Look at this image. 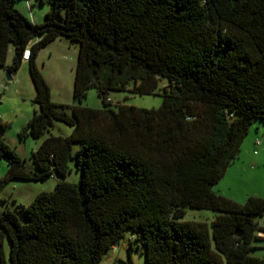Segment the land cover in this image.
Returning a JSON list of instances; mask_svg holds the SVG:
<instances>
[{"label":"trees","instance_id":"16d2710c","mask_svg":"<svg viewBox=\"0 0 264 264\" xmlns=\"http://www.w3.org/2000/svg\"><path fill=\"white\" fill-rule=\"evenodd\" d=\"M37 1L49 5L40 23L0 0V66L14 74L31 48L37 108L19 137H40L55 120L72 130L31 152L35 171L0 135L9 165L0 186L65 177L72 157L80 177L17 204L26 221L17 209L0 212V264H99L128 229L138 230L149 264H264L249 254L264 240V198L239 203L214 189L252 121H264V0ZM57 37L78 46L72 104L51 99L36 63ZM161 77L169 84L159 108L109 105L110 90L132 83L151 93ZM91 87L102 107L81 104ZM186 207L218 213L209 226L184 220Z\"/></svg>","mask_w":264,"mask_h":264},{"label":"rangeland","instance_id":"374dc122","mask_svg":"<svg viewBox=\"0 0 264 264\" xmlns=\"http://www.w3.org/2000/svg\"><path fill=\"white\" fill-rule=\"evenodd\" d=\"M33 2L32 14L44 19L49 5ZM17 6L28 12L25 0H16ZM30 15V14H29ZM34 43V40L33 42ZM14 55V48L9 47L7 63L10 64ZM78 58V46L69 43L64 37H57L43 47L36 59V63L50 87L51 99L57 103L72 104L74 75ZM5 67L0 66V135L14 148L24 161L25 166L31 170H37L36 164L31 158V152L39 147L44 138L50 135H68L72 128L62 121L55 120L49 131L40 137L27 136L20 139L19 131L27 124L34 109L37 108L33 101L35 88L30 77L29 62H22L20 68L12 74V80H7ZM169 84L165 77L158 80L157 88L151 93H136L132 91V83L125 90H110V106L116 107L117 103L135 105L137 107L157 109L162 104L164 88ZM88 107H102L103 102L96 87L89 88L86 97L81 102ZM257 140L259 143H257ZM78 143L73 144V150ZM74 154V151H73ZM70 170L65 177L51 175L42 180L9 179L0 186V212L6 207L17 209L21 221H26V214L17 204H29L41 191H51L58 180L78 182L80 172L76 167L75 158L69 160ZM5 157L0 156V178L8 169ZM215 191L234 201L243 203L248 196L264 198V121L254 119L246 133L237 158L228 166L224 176L214 187ZM217 211L205 208L186 207L184 220L206 222L209 226ZM264 226V216L260 219ZM138 230L128 229L125 237L121 239L118 248L109 249L103 255L99 264H127L129 259L133 264H149L144 259L143 244L136 238ZM131 242V248H130ZM3 251L9 262L10 243L7 237L3 239ZM249 254L264 258V240L258 239L252 242Z\"/></svg>","mask_w":264,"mask_h":264},{"label":"built area","instance_id":"2783aa9c","mask_svg":"<svg viewBox=\"0 0 264 264\" xmlns=\"http://www.w3.org/2000/svg\"><path fill=\"white\" fill-rule=\"evenodd\" d=\"M25 3H26V8H27V11L29 12L30 14V17L32 18L33 17V14H32V7H31V2L29 0H25ZM31 57V48H30V44H28L25 49L23 50L22 52V60L23 62L24 61H28ZM5 85L3 83H0V87H4ZM257 143H259V141L257 140ZM262 234V233H261ZM119 244H116V245H113V247L111 249H116L118 247Z\"/></svg>","mask_w":264,"mask_h":264},{"label":"crops","instance_id":"0c3cea01","mask_svg":"<svg viewBox=\"0 0 264 264\" xmlns=\"http://www.w3.org/2000/svg\"><path fill=\"white\" fill-rule=\"evenodd\" d=\"M19 8V7H18ZM20 9V8H19ZM27 9V8H26ZM33 23H40V22H42L43 21V19H42V17L40 18V17H35V16H33L32 18L30 17V15H29V12H25L24 10H22V9H20ZM24 62H26V61H24ZM119 246V245H118ZM118 248V247H117ZM113 250H115V249H113Z\"/></svg>","mask_w":264,"mask_h":264},{"label":"water","instance_id":"95a60500","mask_svg":"<svg viewBox=\"0 0 264 264\" xmlns=\"http://www.w3.org/2000/svg\"><path fill=\"white\" fill-rule=\"evenodd\" d=\"M5 76L7 80H12V75L8 71L5 72Z\"/></svg>","mask_w":264,"mask_h":264}]
</instances>
